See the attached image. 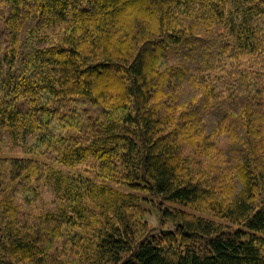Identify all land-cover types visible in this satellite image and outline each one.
<instances>
[{
	"label": "trees",
	"instance_id": "obj_1",
	"mask_svg": "<svg viewBox=\"0 0 264 264\" xmlns=\"http://www.w3.org/2000/svg\"><path fill=\"white\" fill-rule=\"evenodd\" d=\"M3 150L0 264H264V0H0Z\"/></svg>",
	"mask_w": 264,
	"mask_h": 264
},
{
	"label": "rangeland",
	"instance_id": "obj_2",
	"mask_svg": "<svg viewBox=\"0 0 264 264\" xmlns=\"http://www.w3.org/2000/svg\"><path fill=\"white\" fill-rule=\"evenodd\" d=\"M201 49L204 50L202 47H201ZM123 113H125V112H123ZM15 154L20 155L19 153H15ZM0 156H11V154H9L8 152L3 150V152L0 153ZM45 156H46V154L44 156L42 155L43 160H44V158H46ZM40 160H42V159H40ZM58 169H60L62 171H76V170L68 169L66 167H58ZM46 172H47V175H44V177L41 181V185L43 187L44 194L42 197H39V202H38V207L41 210L52 212L53 208H56V210L59 211L61 209V206L64 204V200H66L65 199L66 197H70L71 203L74 206H76L77 208H79L80 206L83 205L79 202V199L84 197V196L85 197L83 198L82 202H84L88 205H95L93 198H91L92 196H89L90 194L87 193V191L80 190V191L75 192L73 190H70L68 187V181L67 180L64 181L61 178V174L55 173L53 171H46ZM88 178H90L91 182L95 183L96 185H101L102 183H104V181L102 179L97 178V177H88ZM106 184L114 187L115 189H117L120 192L128 193V191H129V192L135 194L138 205H137V207H134L133 212H135V214H138L140 217L142 215H145L143 217L145 219V221L148 220L149 225L153 228L158 229V230L162 228L160 223L163 219L162 215H163L164 209H169L172 211L181 209V206H179L177 204L164 202L163 200L159 199L158 197L152 198L150 195L137 194L136 192H134V190H132V189L130 190L121 184H115V183H110V182H106ZM91 193L93 195H96V192H91ZM94 199L96 200V203L98 205L99 204L98 200L96 198H94ZM143 199L152 200V201L141 203L140 201ZM102 203L105 207L106 202H102ZM66 205L67 206L65 207V210L67 211V208H70V205H69V203H66ZM127 205H130L128 210L131 213V204H126L124 207H126ZM110 210H111V212L115 211L114 208H112V207ZM112 216H114V215L112 214ZM126 220H127V218H126ZM168 226L169 225H166V227H168ZM138 230H139V232L137 231V236H139L141 234L140 226H139ZM68 256H69L68 257L69 264H83L81 261H79L80 256L78 254L70 253Z\"/></svg>",
	"mask_w": 264,
	"mask_h": 264
}]
</instances>
